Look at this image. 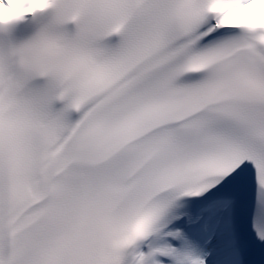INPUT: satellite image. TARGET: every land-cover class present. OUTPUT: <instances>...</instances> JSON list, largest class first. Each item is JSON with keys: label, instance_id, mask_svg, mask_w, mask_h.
Masks as SVG:
<instances>
[{"label": "snow or ice", "instance_id": "snow-or-ice-1", "mask_svg": "<svg viewBox=\"0 0 264 264\" xmlns=\"http://www.w3.org/2000/svg\"><path fill=\"white\" fill-rule=\"evenodd\" d=\"M0 264H264V0H0Z\"/></svg>", "mask_w": 264, "mask_h": 264}]
</instances>
